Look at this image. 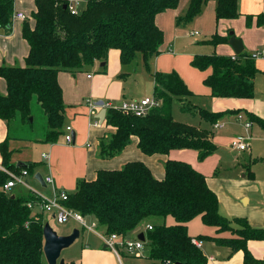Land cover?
Here are the masks:
<instances>
[{
    "label": "trees",
    "instance_id": "trees-1",
    "mask_svg": "<svg viewBox=\"0 0 264 264\" xmlns=\"http://www.w3.org/2000/svg\"><path fill=\"white\" fill-rule=\"evenodd\" d=\"M84 7L78 15L70 13V0H35L36 10L25 20L23 37L30 49L25 66H0V77L7 83V94L0 93V118L10 127L13 123L34 124L32 100L40 103L46 116L45 141L56 142L63 134L66 106L58 81L61 71L76 73L106 61L111 49L120 51L123 64L142 55L148 64L160 54L164 32L156 23V15L177 8L180 0H81ZM207 0H191L187 15L192 20L201 13ZM216 19H235L241 15L239 0H216ZM67 5V8L64 7ZM15 14V0H0V28L10 32ZM253 17L248 15L247 19ZM257 24L264 25V14L257 15ZM216 34L211 43L228 41ZM192 65L200 70L212 68L204 83L213 97L252 98L255 77L259 72L255 60L242 52L234 57L219 54H197ZM154 95L161 101L146 116L125 115L108 109L106 124L116 128L105 134L99 145V156L109 159L119 154L138 138V147L147 155L169 154L173 149H194L204 160L216 152L214 132L175 120L174 105L183 112H192L194 93L180 74L155 71ZM200 116L215 124L236 111L211 112L197 108ZM33 117V121L30 117ZM252 122L264 128V119L248 113ZM11 136L0 143L3 164L19 171L33 173L34 163L18 167L11 162ZM33 137H23L31 139ZM165 178L156 179L141 161L126 163L120 169L99 170L94 180L81 179L74 192L68 193L66 205L91 217L107 234L129 236L140 225L145 228V247L157 264H209L188 231V223L197 216L217 228L234 235L215 238L234 250L244 251V261H255L247 248L250 239H264V227H253L245 218L229 219L220 212L219 198L208 185L207 177L190 163L169 159ZM252 176V175H251ZM8 175L0 171V264H43L44 212L29 208L38 197L29 193L5 191L2 186ZM174 218V224L167 219ZM209 236H198L203 240ZM66 264H76L68 262Z\"/></svg>",
    "mask_w": 264,
    "mask_h": 264
},
{
    "label": "crops",
    "instance_id": "crops-1",
    "mask_svg": "<svg viewBox=\"0 0 264 264\" xmlns=\"http://www.w3.org/2000/svg\"><path fill=\"white\" fill-rule=\"evenodd\" d=\"M211 1L214 2V9L216 10V0ZM31 2L29 7H25L24 5H20L18 0H15V11H22L28 17H31L33 11L36 10L35 0H31ZM174 10L175 8L168 9L156 15V23L159 28L162 30L164 27L166 28L165 20L174 18ZM239 11L241 15L238 18L221 19L219 21L216 19V30L213 35L219 34L222 37H230V33L233 32L235 36L243 41V52H247L250 56L253 53H258V57L254 59L259 69L255 77L254 97H213L211 88L204 83L205 78L211 74L212 68L200 70L194 67L192 60L197 55L194 52L189 56L191 67L186 64L183 66L179 64V57L175 56L177 52L174 49L175 44L172 40L169 41L167 49H160L159 55L150 58L149 65L151 64L156 71L171 72L176 70L188 88L194 93L190 98L192 101L198 93L213 99L214 108L211 112L241 110L239 114H245L247 119H249L248 113H253L264 119V25L257 24V15L264 14V0H239ZM170 12H173V14L165 16L166 14H170ZM248 15L253 18L251 20L247 19ZM24 22L25 20L15 18L10 32L4 28H0V66H25L30 46L23 37L22 27ZM177 35L178 31L175 32V38ZM192 35L198 36L200 32L198 34L192 33ZM211 40L207 41V43H210L216 51L217 49H221L219 51L220 55L232 57L237 55L228 41L213 44ZM165 52L173 54L170 56L176 61L173 67H165L163 65ZM96 64L89 66L91 68L87 67L85 70L77 71L76 73L61 71L58 74V81L63 90V100L66 106V118L63 130L66 126L73 128L74 139L72 143H67L63 135L56 142L45 141L43 139L46 132L45 126L44 128L41 127L44 130L42 129L35 137L22 139L27 136L13 133L11 126L9 127L6 121L0 118V143L11 136L9 140V147L12 151L11 162L15 164L19 162L34 163L33 173L28 174L27 180L36 192L40 193L42 188H48L50 190V197L54 195L56 190L68 193L74 192L79 180H94L99 170L120 169L126 163L133 161L144 162L151 169L156 179L163 180L165 178V163L167 160H187L195 169L207 177L208 185L216 192L219 198L220 212L224 216L229 219L245 218L253 227H264V162L258 173L251 168V161L248 162L249 165H246L247 163L242 164L240 177L245 179L228 176L222 177L221 175L212 178L206 173L204 164L197 163V160L186 158V154H192L189 152L192 149H173L169 154L147 155L138 147L137 137H133L131 143L114 157L109 159L100 157L99 145L102 137L107 133L115 132L116 128L107 125L106 120L103 123L99 120L101 124L95 125L94 122L102 107L98 106L94 108L90 103H97L103 100L119 104L123 99H139L144 97V95L139 97L127 92L126 83L130 75L128 76V67L125 68V65L129 64L121 62L120 51L118 49H111L107 60ZM154 72H150L149 75L150 84L153 89L155 83L152 74ZM0 93L3 95L7 94V83L2 77H0ZM239 114L230 113L222 119L235 118ZM202 120L205 119L202 118ZM220 120L218 121L221 123ZM206 123V126H203L201 122L198 125H193L213 131L212 124L208 121ZM252 123L258 124L256 122ZM34 124L32 125L33 128ZM251 126L253 128L254 125L251 124ZM257 126L259 129L256 132L264 136V128L259 124ZM19 127L21 129L31 128V125L19 124ZM213 140L215 142V136ZM196 152L198 154L197 150ZM43 153L46 154V157L43 156ZM2 161L3 158L0 152V164L3 163ZM37 172H40L44 178L52 176L54 182L44 187L35 178ZM241 185H243L242 189L235 190V188ZM226 187L229 188L230 192ZM15 188L22 191L19 194L27 195L30 193L24 186L18 185ZM13 191L15 192L16 190ZM238 198H240L239 202ZM170 218L172 217L167 219V223L174 224V222H169ZM193 220L188 223L189 234L194 238L198 236L210 237L204 238L201 246L209 264H264V239L248 240L247 248L255 261L245 263L243 250H234L229 245L219 243L215 239L233 237L232 232H218L216 227L204 223L207 229L203 231L204 233L202 232V234L197 235L192 232ZM146 226L148 225L142 224L129 237H138L140 232H144ZM205 243L210 244V249Z\"/></svg>",
    "mask_w": 264,
    "mask_h": 264
},
{
    "label": "rangeland",
    "instance_id": "rangeland-1",
    "mask_svg": "<svg viewBox=\"0 0 264 264\" xmlns=\"http://www.w3.org/2000/svg\"><path fill=\"white\" fill-rule=\"evenodd\" d=\"M190 2L191 0H180L177 8L174 10V18L165 20L166 28H163L164 40L160 46V49H167L169 41H174V49L177 52L175 56L179 57V64L182 66L186 64L189 67H191L189 56L193 52L195 54H219L221 50L217 49L216 51L210 43H207V41L213 38V34L216 30V10L214 9V2L211 0L206 1L202 7L201 13L192 20L179 21L180 18H184L187 15ZM18 3L25 7H29L32 2L31 0H18ZM171 14H173V12L165 16ZM29 19H31V17H29ZM176 31H178V35L175 38ZM196 31L200 32V35H192V33ZM165 54L163 65L165 67H173V64L176 63V61L170 57L173 54L167 52H165ZM100 61L101 60H97L94 64ZM149 63L150 62H148V64ZM126 67H128V76L130 75L126 83L127 92L139 97L143 95H152L154 89L150 84L149 75L150 72L156 71L152 65H147L142 55H138L133 62L129 63V65H125V68ZM212 100V98H207L201 95V93H198L193 101H191L192 104H195L198 108L212 111L214 108ZM31 107L32 114L35 117L34 128L21 129L19 125L13 123L11 125L13 133L20 136L35 137L44 126L46 127V116L36 97L33 98ZM198 111L199 110L196 108L192 112H183L180 110V104L176 103L173 107V116L175 120L180 122L190 125H198L201 122L203 126H206V121L202 120ZM220 121L223 124L220 128H216L214 124H212L215 144L217 146L216 152L210 155V157L208 156L207 159L200 160L196 150L192 149L189 151L192 154H186V158L189 160H197V163L204 164L206 173L212 178L221 175L222 177L228 176L245 179L240 177L241 165L246 163V165H249V161H251V168L255 170L256 173L260 172V168L264 162V136L256 132L259 129L257 126L258 124L252 123L254 126L253 128L251 126L248 131L246 122H248L249 119H247L245 114H242V118L238 116L235 118L221 119ZM41 127L43 128L41 129ZM244 136L247 137V142H249L250 147L248 150L236 151L231 149L230 144L232 140ZM242 188L243 185L235 188V190H240ZM226 189L230 192L228 187H226ZM13 190L16 191L14 192ZM12 192L17 194L22 191L13 188ZM49 192L50 190L48 188H42L40 193L43 195L45 194L44 196L46 197H50ZM237 200L239 202L240 198ZM35 211H40V209L37 207ZM44 215L45 222H49L59 234L71 233L74 229H79L81 231L80 237L71 246L63 249L60 259L63 258L65 261L75 262L76 264H121L117 255L110 248L105 247L104 240L97 234V232L104 233V228L100 224H97L95 227L96 232L82 227L80 223L73 219H69L67 222L60 224L52 218L49 213H44ZM86 219L89 224L94 221L91 217H87ZM169 222L175 223V220L170 218ZM205 229H207V226L202 222L200 216L193 220L192 232L198 235L202 234ZM205 244L210 249V244ZM60 259L57 264H60ZM122 260L123 264H157L156 261L150 258L147 248L139 255L129 254L123 251ZM43 264H49L46 258H44Z\"/></svg>",
    "mask_w": 264,
    "mask_h": 264
},
{
    "label": "built area",
    "instance_id": "built-area-1",
    "mask_svg": "<svg viewBox=\"0 0 264 264\" xmlns=\"http://www.w3.org/2000/svg\"><path fill=\"white\" fill-rule=\"evenodd\" d=\"M84 7V2L81 0H70V4H68V8L71 14L78 15ZM19 18L22 20H27L29 17L26 13L22 11H15L14 19ZM195 34H198L196 31ZM253 59L258 57V53H253L251 55ZM90 76V75H89ZM91 106L97 108L99 105L97 103H90ZM161 105V101L153 94L150 96H144L139 99H123L119 104L114 103L113 101H104V107L106 110L108 109H116L125 115H134V116H146L153 108L159 107ZM242 118V114L238 115ZM99 119L95 120L94 124L99 125ZM101 124V123H100ZM252 122L249 120L246 122L247 130L250 129ZM214 126L216 128L222 127V124L217 121ZM64 139L67 143L73 142V128L71 126H66L64 129ZM247 137L244 136L242 138L233 139L230 147L236 151H246L248 150L249 142H247ZM43 156L46 157V154L43 153ZM0 171L6 173L8 175V180L4 183L2 188L10 192L16 186H24L26 187L30 193L34 194L38 199L36 201L29 202V208L34 209L39 208L40 211L44 213H49L52 218H54L58 223L63 224L67 222L69 219H73L80 223L82 227L88 228L91 231H96L95 227L97 226L98 221L94 220L91 224L87 221V216L83 215L81 212L75 210L74 208L66 205V201L68 200V192L66 191H58L54 193L52 197H46L38 192H36L29 184L27 180V176L29 174L26 168L21 169L19 171H15L6 167L3 163L0 164ZM45 182L47 184L53 183V177L48 176L45 178ZM147 228L152 229V225H148ZM97 232V231H96ZM102 239L104 240L105 245L110 248L118 257L121 264H123L122 260V252H127L129 254L139 255L146 247L143 240L138 237L131 238L129 236H124L118 233L107 234L104 230V233L97 232ZM193 242L201 247L202 240L193 239ZM212 259V257H210Z\"/></svg>",
    "mask_w": 264,
    "mask_h": 264
},
{
    "label": "water",
    "instance_id": "water-1",
    "mask_svg": "<svg viewBox=\"0 0 264 264\" xmlns=\"http://www.w3.org/2000/svg\"><path fill=\"white\" fill-rule=\"evenodd\" d=\"M64 7L67 8V5H64ZM228 42L232 45L237 55L243 52V41L239 37L235 36L233 32L230 33ZM97 104L102 107L97 117L101 121V123H103L106 117L107 110L103 106V100L98 101ZM30 120L33 121V117H30ZM26 165V162H19L17 164L18 167H24ZM35 178L41 183V185H43L44 187L47 186L45 178L40 172H37L35 174ZM80 235L81 231L79 229H74L69 234H59L49 222H46L44 225V255L48 263L57 264L61 257L63 249L71 246L80 237ZM138 238L145 241V233L140 232L138 234ZM105 247H107V245H105ZM60 264H66L65 259H60Z\"/></svg>",
    "mask_w": 264,
    "mask_h": 264
}]
</instances>
